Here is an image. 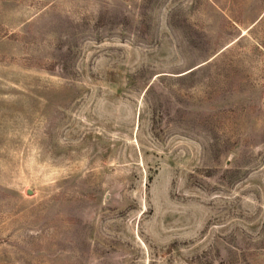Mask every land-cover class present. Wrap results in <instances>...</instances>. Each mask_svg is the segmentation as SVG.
<instances>
[{
    "label": "rangeland",
    "instance_id": "obj_1",
    "mask_svg": "<svg viewBox=\"0 0 264 264\" xmlns=\"http://www.w3.org/2000/svg\"><path fill=\"white\" fill-rule=\"evenodd\" d=\"M0 264H264V0H0Z\"/></svg>",
    "mask_w": 264,
    "mask_h": 264
},
{
    "label": "water",
    "instance_id": "obj_2",
    "mask_svg": "<svg viewBox=\"0 0 264 264\" xmlns=\"http://www.w3.org/2000/svg\"><path fill=\"white\" fill-rule=\"evenodd\" d=\"M29 192H31V189H29Z\"/></svg>",
    "mask_w": 264,
    "mask_h": 264
}]
</instances>
